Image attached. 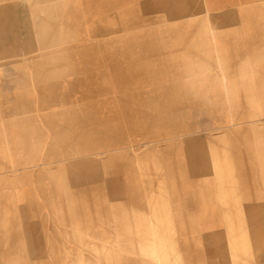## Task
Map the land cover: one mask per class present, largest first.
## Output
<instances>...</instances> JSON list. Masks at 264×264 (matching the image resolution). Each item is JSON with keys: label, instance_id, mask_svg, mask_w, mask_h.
<instances>
[{"label": "rangeland", "instance_id": "1", "mask_svg": "<svg viewBox=\"0 0 264 264\" xmlns=\"http://www.w3.org/2000/svg\"><path fill=\"white\" fill-rule=\"evenodd\" d=\"M149 2L0 0V264H264L247 50Z\"/></svg>", "mask_w": 264, "mask_h": 264}, {"label": "crops", "instance_id": "2", "mask_svg": "<svg viewBox=\"0 0 264 264\" xmlns=\"http://www.w3.org/2000/svg\"><path fill=\"white\" fill-rule=\"evenodd\" d=\"M155 1V0H154ZM203 5L212 11L214 20V33L224 36L223 45L230 43L233 49L247 50L242 53L239 61L234 59L233 63L242 66L247 63L252 68V76L249 78L256 81L259 85V90H264V0H202ZM192 4L191 1L188 2ZM150 6L154 5L152 0ZM5 11L10 9V6L0 7ZM12 9V8H11ZM205 14L204 11H197L196 14ZM190 14V13H189ZM185 19L180 16L177 18H167V20ZM230 40H225L229 37ZM218 48V47H217ZM225 57V56H224ZM238 76V75H237ZM239 80H247V78H239ZM233 80V79H231ZM238 94H229L227 96H243ZM253 95H264V92H259ZM225 96V97H227Z\"/></svg>", "mask_w": 264, "mask_h": 264}, {"label": "bare ground", "instance_id": "3", "mask_svg": "<svg viewBox=\"0 0 264 264\" xmlns=\"http://www.w3.org/2000/svg\"><path fill=\"white\" fill-rule=\"evenodd\" d=\"M185 26H186V24H185ZM206 27H208V25L205 22V23H203L201 25L200 28H201L202 31L205 30V33H208V31L205 29ZM135 141L137 142V139H133L132 138V140H129L127 142V147L130 148V149H132L135 146V144H134ZM198 164H201V166H200V168H198V167L195 168L196 169V173L197 172H203V173H205V172L208 171V163H206L205 160L201 161V163L198 162ZM24 192L25 191L20 190L19 192H16V194H17L18 197H21V195L23 196L25 194ZM12 195H13V191L11 190V187H10L9 190H8V196H12ZM158 253H160L159 256H163L165 254V251H164V249H161L160 252H158Z\"/></svg>", "mask_w": 264, "mask_h": 264}]
</instances>
